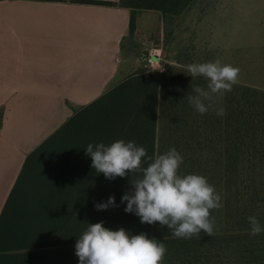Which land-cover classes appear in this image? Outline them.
Wrapping results in <instances>:
<instances>
[{
    "label": "trees",
    "instance_id": "1",
    "mask_svg": "<svg viewBox=\"0 0 264 264\" xmlns=\"http://www.w3.org/2000/svg\"><path fill=\"white\" fill-rule=\"evenodd\" d=\"M193 2L121 0L120 5L131 11L133 35L138 12L179 15ZM166 75L137 71L75 112L28 156L0 215V264H79L77 239L88 224L101 221L111 230L146 232L164 242L162 264H264V233L250 235L247 219L254 215L264 225V90L238 82L200 115L188 95L207 81ZM216 107L227 114L218 116ZM2 122L1 112L0 129ZM121 139L135 141L150 156L175 147L184 158L180 174L203 175L215 186L223 207L211 210L218 226L214 235L201 230L199 237L174 238L167 226L141 223L124 211L121 198L137 175L108 180L85 153L89 143ZM110 196L116 207H94Z\"/></svg>",
    "mask_w": 264,
    "mask_h": 264
},
{
    "label": "crops",
    "instance_id": "2",
    "mask_svg": "<svg viewBox=\"0 0 264 264\" xmlns=\"http://www.w3.org/2000/svg\"><path fill=\"white\" fill-rule=\"evenodd\" d=\"M90 1L116 5L0 0V215L28 156L75 112L138 71L125 54L128 38L168 42L162 12H138L130 35L131 11L121 0Z\"/></svg>",
    "mask_w": 264,
    "mask_h": 264
},
{
    "label": "clouds",
    "instance_id": "3",
    "mask_svg": "<svg viewBox=\"0 0 264 264\" xmlns=\"http://www.w3.org/2000/svg\"><path fill=\"white\" fill-rule=\"evenodd\" d=\"M240 71L239 67L220 59L187 65L189 76L203 77L207 81L206 87L192 88L188 95L190 106L200 115L213 109L216 99L231 92L239 82ZM215 111L220 117L227 114L224 107H216ZM85 153L92 159L91 167L108 180L137 175L130 181L131 187L122 196L121 203L126 202L124 211L134 213L141 223L159 222L178 239L199 237L201 230L211 237L218 230L211 210L223 207L221 195L205 176L180 174L184 158L175 147L164 154L150 156L145 147L135 141L121 139L107 145L89 143ZM145 160L148 161L146 167L143 166ZM94 207L97 210L116 207L115 197L110 196ZM247 219L250 235L264 233V225L256 216ZM75 250L79 264H162L167 246L149 238L146 232L133 235L123 227L111 230L101 221L88 224L77 239Z\"/></svg>",
    "mask_w": 264,
    "mask_h": 264
},
{
    "label": "rangeland",
    "instance_id": "4",
    "mask_svg": "<svg viewBox=\"0 0 264 264\" xmlns=\"http://www.w3.org/2000/svg\"><path fill=\"white\" fill-rule=\"evenodd\" d=\"M165 15L166 45L127 40L125 54L138 71L184 79L187 65L220 59L241 69L239 82L264 90V0H194Z\"/></svg>",
    "mask_w": 264,
    "mask_h": 264
}]
</instances>
